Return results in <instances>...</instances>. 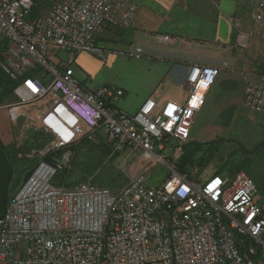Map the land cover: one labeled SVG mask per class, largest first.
<instances>
[{
  "label": "built area",
  "instance_id": "1",
  "mask_svg": "<svg viewBox=\"0 0 264 264\" xmlns=\"http://www.w3.org/2000/svg\"><path fill=\"white\" fill-rule=\"evenodd\" d=\"M229 1L249 3L255 21L264 22V0ZM35 5L0 0V67L18 98L0 108L8 107L14 118L16 107L42 100L51 110L43 123L69 122L67 113L88 127L84 140L136 156L141 168L116 193L91 180L56 186L57 175L71 165L73 143L57 133L62 137L52 151L61 157L39 161L0 216V264H264V199L255 181L239 170L200 182L176 164L226 65L188 64L182 102L150 97L130 114L116 106L122 90L87 88L72 66L80 53L103 62L111 55L156 59L150 45L116 51L100 41L108 30L133 29L138 6L131 0H63L32 20ZM231 21L241 26L239 18ZM155 37L167 47L175 41L168 34ZM249 38L240 32L238 44L247 46ZM60 50L71 59L52 53ZM237 72L246 79L242 105L264 115V72ZM172 151L175 159L167 162ZM157 164L170 171L158 188L149 182Z\"/></svg>",
  "mask_w": 264,
  "mask_h": 264
},
{
  "label": "rangeland",
  "instance_id": "2",
  "mask_svg": "<svg viewBox=\"0 0 264 264\" xmlns=\"http://www.w3.org/2000/svg\"><path fill=\"white\" fill-rule=\"evenodd\" d=\"M61 1L63 0H36L30 18L36 20L45 17L50 7ZM131 1L138 6L140 19L146 27L153 28L148 31L151 35L143 31L134 34L132 29L126 30L123 31L124 41L102 42L103 46L116 51H131L139 44L150 43L152 51L158 53L156 59L138 60L111 55L107 62H103L88 53H80L74 57L75 63L72 66L76 78L83 86L92 90L106 86L122 90L123 96L118 99L116 106L135 114L140 108L139 100L145 101L152 97V91L157 92L158 100H184L185 62H199L194 60L200 55L201 47L204 46V50L208 45L215 47V44L202 38L201 33L213 38V42L228 43L231 50L225 55L230 57L229 65L224 67L226 69L218 77V83L211 89L205 109L197 115L190 140L184 145V153L176 164L179 170L189 173L200 182L216 174L227 177L241 170L255 181L258 193L263 198L264 115L254 113L242 105L246 79L237 71L264 72V22L255 21L254 8L245 1ZM237 4L240 5L239 15L235 17L241 21L239 28L229 22L232 9ZM211 6L214 15L211 13ZM160 32L169 34L176 43H171L168 47L158 44L155 36ZM240 32L250 35L247 46L238 44ZM179 42L184 43L181 45ZM52 53H56L63 61L71 59L65 50ZM164 54L166 57L162 56ZM176 56H181L182 59ZM160 57L165 60L161 61L158 59ZM7 78L0 69V89L5 93L10 91V79ZM41 102L42 100L36 103ZM64 116L69 121L67 124L33 122V134L30 133L31 136L20 149L9 151L5 158L0 151V214L4 213L10 198L21 186L20 182H25L39 161H52L55 157H61L62 152L55 154L52 151L53 142L62 137L57 135L59 132L71 136L73 143L67 150L72 155L71 165L57 175L56 186L74 188L91 180L116 193L138 173L136 156L114 154L112 148L103 141L91 143L84 140L88 127L69 115L72 121L67 113ZM74 121L77 126L71 125L75 124ZM175 145L173 143L172 147ZM174 159L173 151L166 156L167 162H173ZM169 174L167 166L154 165L150 185L160 187ZM21 251L25 254V246L21 247Z\"/></svg>",
  "mask_w": 264,
  "mask_h": 264
},
{
  "label": "crops",
  "instance_id": "3",
  "mask_svg": "<svg viewBox=\"0 0 264 264\" xmlns=\"http://www.w3.org/2000/svg\"><path fill=\"white\" fill-rule=\"evenodd\" d=\"M219 1H224V0H219ZM239 6L240 5L237 4L232 9V13L229 17V22L231 23V25L233 24L231 19L234 18L236 15H239V8H240ZM211 10L213 11L212 6H211ZM140 13L141 12L139 10L137 19L132 29L133 33L135 34L137 31H143L149 34L148 31L152 30L153 28L146 27V25L144 24V21L140 19L141 17ZM211 13H213L214 15V11ZM200 22L201 24H203L202 20ZM213 25H215V23H213ZM215 28H216V25H215ZM215 28H214V31H215ZM160 34H167V33L160 32ZM201 34H202L201 35L202 38H205L207 39V41L215 44V47L208 45V48L205 50H204L205 48L204 46L201 47L199 51L200 55L198 56L197 60H194V61L213 63V64L224 63L225 65H229L228 61L230 60V57L228 55H225L229 53L228 51L231 50L229 44L220 43L219 41L213 42V38L205 37L203 33ZM226 40L228 39L226 38ZM100 41L104 43L105 42L106 43L122 42L124 41L123 31L121 30L109 31L108 30L104 32L103 34H101ZM173 43H176V41H174ZM179 43H181L182 45L184 42H179ZM142 45L152 46L150 43L142 44ZM192 46L190 48H192ZM0 56H1V48H0ZM176 57L179 59H182L181 56H176ZM188 64H189L188 62H185L184 64L185 66L184 76L186 74ZM8 82L10 84L9 93H5L3 89H0V104L1 105L14 104L18 100L17 96L13 92L14 86L12 82L10 80H8ZM156 94H157L156 91H152V97H156ZM209 95H210V92L208 96ZM208 96H207V99H208ZM139 102H140L139 103V107H140L141 104L144 102V100L140 99ZM241 103H242V99H241ZM206 105H207V102H206ZM205 107L203 108V110L205 109ZM203 110L200 113H202ZM50 116H51L50 105H48L47 103H36V104H30V105H25V106H18L15 108L14 118L11 117L10 110L8 107L0 108V151L2 153V156L8 157L9 151L20 149L23 146V144H25V142L29 139V136L33 134V131L35 129V127L32 125L33 122H43L44 119H48L50 118ZM137 165L139 166V170H140L141 166L139 165L138 162H137ZM20 183L22 185L24 182L21 181ZM2 214L3 213H1L0 216Z\"/></svg>",
  "mask_w": 264,
  "mask_h": 264
},
{
  "label": "trees",
  "instance_id": "4",
  "mask_svg": "<svg viewBox=\"0 0 264 264\" xmlns=\"http://www.w3.org/2000/svg\"><path fill=\"white\" fill-rule=\"evenodd\" d=\"M12 84L14 85V83L12 82ZM2 157H4L5 158V156H2ZM181 171V170H180ZM182 172H185V171H182ZM236 172V171H235ZM55 180H56V178H55ZM8 204V203H7ZM7 206V205H6Z\"/></svg>",
  "mask_w": 264,
  "mask_h": 264
}]
</instances>
